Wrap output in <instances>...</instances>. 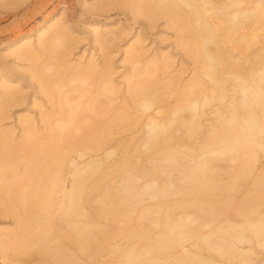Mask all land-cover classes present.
<instances>
[{
  "label": "bare ground",
  "instance_id": "1",
  "mask_svg": "<svg viewBox=\"0 0 264 264\" xmlns=\"http://www.w3.org/2000/svg\"><path fill=\"white\" fill-rule=\"evenodd\" d=\"M150 9L178 29L193 78L151 80L134 67L129 108L109 117L98 99L111 105L118 88L94 56L67 60L64 13L5 47L29 63L23 72L54 111L39 105L40 127L21 115L15 137L1 123L22 82L0 72V213L16 222L0 232L8 264H264V0H154ZM92 32L101 43L117 31ZM137 42L124 55L141 65ZM148 63L168 66L162 53ZM69 71L93 88L65 109Z\"/></svg>",
  "mask_w": 264,
  "mask_h": 264
},
{
  "label": "rangeland",
  "instance_id": "2",
  "mask_svg": "<svg viewBox=\"0 0 264 264\" xmlns=\"http://www.w3.org/2000/svg\"><path fill=\"white\" fill-rule=\"evenodd\" d=\"M85 1L87 3L86 6L84 0H0V72L8 74L15 79V81L22 82L21 84L19 83V88L21 87V96L19 95L18 99L16 98V100L11 101V105H9L10 108H7V119L1 123L5 128H14L15 137L20 133L18 123L16 122L21 115H25L29 112L36 121L38 120V126L40 127L41 123H39L38 118L40 114L39 105H43L45 111L48 113L54 114V111H52L48 99L44 97L40 90L36 89V81L29 80V76L26 74L29 63L18 60L14 62L13 57L6 56L4 49L23 36L31 35V37L34 38L33 34L35 30L44 25L55 14H65V18L69 25L67 29L70 30H68L69 32L67 33L69 36H73H71V40L74 49L68 54L67 60H71L72 63H75L83 58V61L87 63V59L94 56L100 67L104 68L105 71L109 69L106 74L110 75V77H108L107 80L111 78L110 80L113 81V84L118 89L115 92L116 94H112V99H114V101L111 105L108 104L109 101H107L104 96L98 99H101V102L104 101L103 104L106 106L102 108V113L107 117L110 116V113L113 114L118 106L119 108L126 107V105L130 103V98H127L126 94L127 86L125 78L130 74L134 75L137 73V71H134V67H136V70H146V68L147 70H152L151 72H153V75L151 80H155L156 78V80L165 79L168 76H179L178 78L181 81H178V85H183L193 78L194 66L196 67L197 64L188 58V55L177 46V41L180 36L178 29L169 24L166 19L160 18L157 13L154 14L151 12L150 7L154 5V0H149L153 4L149 3L147 0H141L143 3L139 0ZM132 2L138 5L136 6L134 3L136 7L133 5L131 6ZM145 3L149 4V6ZM93 5L94 8H92ZM132 7L134 8L132 9ZM136 8L137 10H134ZM97 28L101 32L106 30L117 32L115 35L113 34L114 36L111 34L109 37L108 35L105 39L103 38L104 40L101 43H97L94 41L92 32ZM184 37L187 36L185 35ZM131 39H135L136 42L139 40L137 43L142 53V63H140L141 65L137 64L138 66L130 63L124 55V50ZM100 50H102V52ZM161 53L167 57L169 67L167 66L168 69L163 68L160 70L157 69L156 71V67L149 64L148 61L153 56ZM106 66L109 67L107 68ZM72 73L73 71L66 73V83L61 89L63 93L65 92L64 94L62 93L63 96L68 94L66 95L67 97L65 96L67 98V107L65 105V109H68L69 104H81L84 101L83 98L80 97L81 90H84L87 94H91L93 88L91 81L84 85L74 81L76 76ZM24 76L28 78H24ZM138 79L139 78L135 80ZM175 95L176 93L173 94L174 97ZM123 101L126 103L128 101V103H123ZM126 108L129 107L127 106ZM82 112L85 114H82ZM106 112H109V114L107 115ZM80 113V116L98 118V116H95L96 114L94 112L88 110H82ZM92 113L93 115H91ZM105 116L99 117L102 118V120H106ZM60 121L61 120H57V123ZM86 153L90 152L87 151ZM15 224L16 222L13 217L0 213V232L1 230L12 229ZM8 257H11V253L6 257L3 256L0 250V264H8L9 262L7 263L5 261ZM14 258L15 257H12V259ZM17 258L18 257H16V259ZM258 259H260V257ZM103 260H106V258L99 259V261ZM217 264H224V262H217Z\"/></svg>",
  "mask_w": 264,
  "mask_h": 264
}]
</instances>
